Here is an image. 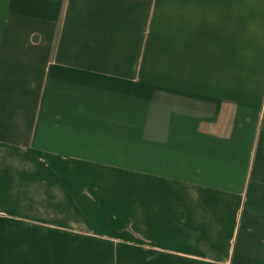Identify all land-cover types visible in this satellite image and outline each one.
Listing matches in <instances>:
<instances>
[{"label": "crops", "instance_id": "crops-1", "mask_svg": "<svg viewBox=\"0 0 264 264\" xmlns=\"http://www.w3.org/2000/svg\"><path fill=\"white\" fill-rule=\"evenodd\" d=\"M0 264H264V0H0Z\"/></svg>", "mask_w": 264, "mask_h": 264}, {"label": "rangeland", "instance_id": "rangeland-1", "mask_svg": "<svg viewBox=\"0 0 264 264\" xmlns=\"http://www.w3.org/2000/svg\"><path fill=\"white\" fill-rule=\"evenodd\" d=\"M158 45H153V47H157ZM145 75H146V82L148 76L151 77L152 80V108H153V113L154 109L156 106L159 104V97L158 93L156 91L159 90L160 86L163 85L165 88L169 86L170 84L174 85L175 79H168L167 77L175 76L176 75V68L174 67H167L161 65L160 61V55L159 51L157 49H153V52L151 53V61L150 65L146 67L145 69ZM173 82V83H172ZM139 107L136 109L135 112V119L136 122L142 121V115H143V99L139 100ZM121 118L124 116H120ZM130 133H135L138 137L139 133H143L142 131L140 132H130Z\"/></svg>", "mask_w": 264, "mask_h": 264}]
</instances>
